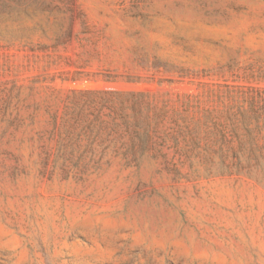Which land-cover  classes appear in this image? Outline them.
Segmentation results:
<instances>
[{
  "label": "rangeland",
  "instance_id": "obj_1",
  "mask_svg": "<svg viewBox=\"0 0 264 264\" xmlns=\"http://www.w3.org/2000/svg\"><path fill=\"white\" fill-rule=\"evenodd\" d=\"M0 264H264V0H0Z\"/></svg>",
  "mask_w": 264,
  "mask_h": 264
}]
</instances>
